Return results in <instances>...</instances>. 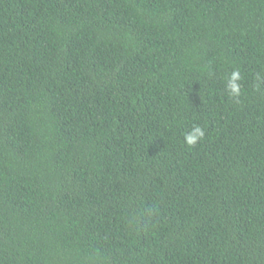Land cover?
Returning <instances> with one entry per match:
<instances>
[{
    "label": "trees",
    "instance_id": "16d2710c",
    "mask_svg": "<svg viewBox=\"0 0 264 264\" xmlns=\"http://www.w3.org/2000/svg\"><path fill=\"white\" fill-rule=\"evenodd\" d=\"M0 264H264V0H0Z\"/></svg>",
    "mask_w": 264,
    "mask_h": 264
},
{
    "label": "clouds",
    "instance_id": "9594fccd",
    "mask_svg": "<svg viewBox=\"0 0 264 264\" xmlns=\"http://www.w3.org/2000/svg\"><path fill=\"white\" fill-rule=\"evenodd\" d=\"M241 80V75L238 70H234L230 77L227 79L225 85V91L229 96L238 97L240 95L241 85L239 81ZM205 136L204 130L196 125L189 132L185 134V142L189 146H194L198 141L202 140Z\"/></svg>",
    "mask_w": 264,
    "mask_h": 264
}]
</instances>
